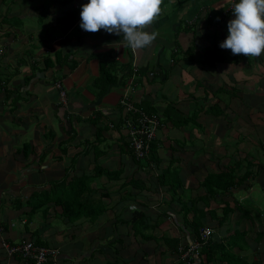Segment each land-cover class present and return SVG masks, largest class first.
I'll return each instance as SVG.
<instances>
[{
  "label": "crops",
  "instance_id": "crops-1",
  "mask_svg": "<svg viewBox=\"0 0 264 264\" xmlns=\"http://www.w3.org/2000/svg\"><path fill=\"white\" fill-rule=\"evenodd\" d=\"M85 3L0 0V239L55 248L54 264H184L175 247L208 227L192 264H264V54L219 46L231 5L162 0L133 52L80 28ZM122 97L159 116L141 160ZM222 173L234 184L207 193ZM0 264L31 263L0 246Z\"/></svg>",
  "mask_w": 264,
  "mask_h": 264
},
{
  "label": "clouds",
  "instance_id": "clouds-1",
  "mask_svg": "<svg viewBox=\"0 0 264 264\" xmlns=\"http://www.w3.org/2000/svg\"><path fill=\"white\" fill-rule=\"evenodd\" d=\"M234 18L227 22L228 35L220 43L232 55L249 58L264 54V0H227ZM162 0H88L81 7L80 28L89 33L104 30L123 36L120 45L133 52L149 48L158 33L150 26L162 13Z\"/></svg>",
  "mask_w": 264,
  "mask_h": 264
},
{
  "label": "built area",
  "instance_id": "built-area-1",
  "mask_svg": "<svg viewBox=\"0 0 264 264\" xmlns=\"http://www.w3.org/2000/svg\"><path fill=\"white\" fill-rule=\"evenodd\" d=\"M56 86H59L58 83ZM60 99L63 100V90L60 89ZM118 104L123 109L124 116L120 123V127L125 133V143L135 160L145 158L149 152V144L156 134L159 126V116L156 113H148L137 108L133 102L122 97ZM110 127H114L115 123H109ZM211 230L208 227H200L198 229L197 238L185 246H178L179 257L184 264H192L202 244L206 242ZM0 246L6 255H16L31 264H45L50 262L54 264V258L57 254L55 248L36 244L32 240H18L16 242H7L0 240Z\"/></svg>",
  "mask_w": 264,
  "mask_h": 264
},
{
  "label": "trees",
  "instance_id": "trees-1",
  "mask_svg": "<svg viewBox=\"0 0 264 264\" xmlns=\"http://www.w3.org/2000/svg\"><path fill=\"white\" fill-rule=\"evenodd\" d=\"M3 1H7L8 2L9 0H3ZM44 63L47 64V61H44ZM108 76H109L108 65L106 63L102 62L100 64V73H99V76L97 77L96 80H101L102 78H104L107 82H110L111 79L108 78ZM96 80H95V83H96ZM59 84L60 83L58 82V85ZM145 112H147V111H145ZM148 113H150V112H148ZM149 145L151 146V142H150ZM150 146H149V151H150ZM60 151L63 152L64 149L63 148H60ZM74 158H75V156H72L71 160L74 161ZM70 168H71V166H70ZM68 170H69V167H68ZM216 176L217 175L213 176V178H211V179L209 178L208 175L205 177L203 183H204V186H205V189H206V192L207 193H209V191H211V188L213 189V191L214 190H220V189H225L227 187H230L231 185L234 184L233 178L231 177V175H229L227 173L219 174L217 181L214 183L213 182V179L216 178ZM92 202L94 204H97V203L99 204V201H97V200L95 202L93 200H89V204H91ZM102 208L103 207L100 206V208L98 209V211L95 210V209H88L87 214H88L89 217H91L92 215L98 214L99 211H102ZM4 230H5V226L4 225H0V235L2 234V232H4ZM194 231L196 232V235H197L198 234V229L197 228H194ZM0 240H6V239H3L2 238ZM10 243H12V242H10ZM175 250H176V252L179 255V252L177 250V246L175 247ZM45 264H51V263L50 262H46Z\"/></svg>",
  "mask_w": 264,
  "mask_h": 264
},
{
  "label": "rangeland",
  "instance_id": "rangeland-1",
  "mask_svg": "<svg viewBox=\"0 0 264 264\" xmlns=\"http://www.w3.org/2000/svg\"><path fill=\"white\" fill-rule=\"evenodd\" d=\"M259 195V194H258ZM260 198H261V195H260Z\"/></svg>",
  "mask_w": 264,
  "mask_h": 264
}]
</instances>
